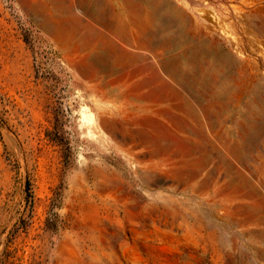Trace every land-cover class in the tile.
Returning <instances> with one entry per match:
<instances>
[{"label":"rangeland","instance_id":"rangeland-1","mask_svg":"<svg viewBox=\"0 0 264 264\" xmlns=\"http://www.w3.org/2000/svg\"><path fill=\"white\" fill-rule=\"evenodd\" d=\"M0 264H264V0H0Z\"/></svg>","mask_w":264,"mask_h":264}]
</instances>
